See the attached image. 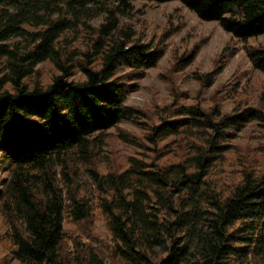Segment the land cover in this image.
Here are the masks:
<instances>
[{
	"label": "trees",
	"instance_id": "1",
	"mask_svg": "<svg viewBox=\"0 0 264 264\" xmlns=\"http://www.w3.org/2000/svg\"><path fill=\"white\" fill-rule=\"evenodd\" d=\"M135 1L170 0H0L5 264H264V148L228 155L264 104L177 88L164 108L130 105L165 48L127 28ZM180 1L240 41L264 36V0ZM247 53L264 73V43ZM217 71L195 72L200 88ZM114 134L133 152L104 150Z\"/></svg>",
	"mask_w": 264,
	"mask_h": 264
},
{
	"label": "rangeland",
	"instance_id": "2",
	"mask_svg": "<svg viewBox=\"0 0 264 264\" xmlns=\"http://www.w3.org/2000/svg\"><path fill=\"white\" fill-rule=\"evenodd\" d=\"M124 20L127 28L134 30L138 39L163 46L164 54L156 65L146 69L144 74L133 80L135 89L129 94L128 103L145 109L164 108L172 98V89L185 90L189 98L185 103H191L201 98L207 103L210 94L215 89L228 91L223 97V109L230 110L232 96L244 98L254 107L264 104V73L256 70L248 56L250 46L264 43V36L240 41L225 31L217 21L200 19L180 0H170L164 3L135 1L133 9ZM100 18L94 20L98 24ZM192 57L187 61V57ZM184 57L181 62L179 58ZM180 62V63H176ZM43 64L44 80L49 79L51 68ZM173 68H180L175 74ZM218 69L214 82L210 87L200 88L195 72H209ZM173 70V71H172ZM246 91V93L244 92ZM226 94V92H225ZM119 129L138 131L139 127L130 122H122ZM117 132L116 128L111 130ZM109 144L104 150L118 148L124 154L133 152L134 148L119 139L117 134L108 138ZM233 149L228 153L230 158L238 152H253L264 148V126L260 121L248 123L231 141ZM262 145V146H261ZM107 151V150H106ZM1 172V175L4 173ZM0 175V176H1ZM227 173L217 178L219 184H224ZM97 230L104 234L102 220H96ZM3 227L0 221V236ZM5 249L0 240V264H5L3 258ZM10 264H16L10 262Z\"/></svg>",
	"mask_w": 264,
	"mask_h": 264
}]
</instances>
